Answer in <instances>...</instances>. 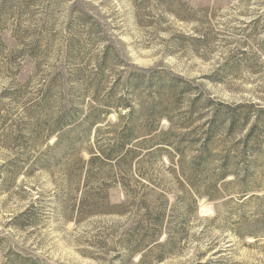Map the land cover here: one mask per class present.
Here are the masks:
<instances>
[{"label":"rangeland","instance_id":"obj_1","mask_svg":"<svg viewBox=\"0 0 264 264\" xmlns=\"http://www.w3.org/2000/svg\"><path fill=\"white\" fill-rule=\"evenodd\" d=\"M129 74L152 83L136 89L147 103L175 86V141L204 138L212 122L215 189L198 197L181 188L165 157L141 153L123 176L96 162V183L123 214L75 224L67 170L78 173L93 139L74 132L49 151L46 123L64 113L81 123L112 89L128 96L119 82ZM121 177L137 200L158 203L169 189L165 219L180 227L173 252L144 264H264V0H0V264H138L116 259L145 214Z\"/></svg>","mask_w":264,"mask_h":264},{"label":"trees","instance_id":"obj_2","mask_svg":"<svg viewBox=\"0 0 264 264\" xmlns=\"http://www.w3.org/2000/svg\"><path fill=\"white\" fill-rule=\"evenodd\" d=\"M107 63L106 52L100 61L99 69L106 66ZM145 78V75L129 74L122 83L119 82V86L124 88L128 96L124 94L115 99L112 89L109 98L104 101L101 109L89 112L79 124L71 121L72 117L68 113H64L51 124L46 123L45 142L47 144L54 140L52 145L48 146L49 151L58 150L74 132H81V135L86 137L92 136L93 139V150L88 151L89 159L87 161L80 159L79 162L82 167L77 169L78 173L73 175L67 170L69 177L67 185L70 188L74 186L78 191V203L75 205L76 217L73 219L75 224L89 217L120 216L123 214L122 211H117L116 207L109 205L107 186L100 181L96 183L97 175L93 174L92 169L96 162L117 167L116 176L117 174L123 176L131 172L133 159L141 153H144V157H165L171 166L176 167V169L170 170L171 176L181 188L187 187L198 197L208 196L209 190L215 189L216 181L211 183L213 182L212 179L208 181V176H206L207 169L210 168L214 157L209 147L210 135L213 133L212 122L209 123L204 138L187 141V138H191V132H187L184 135L185 139L175 141V123L169 117V112L176 104V94L173 92L175 86L170 87L166 101L159 94L157 102L147 103L140 94L136 93V89L139 87L145 86L147 89L153 87L152 83L146 82ZM180 81V79L175 78L172 80V84L178 85ZM158 89L161 88L158 87ZM208 104L206 103L205 107ZM110 113L117 116L114 123L106 122ZM163 119L168 122L166 129L161 127ZM235 124L236 121L231 120L229 129ZM103 138L108 141L104 148L100 146ZM67 146L69 148L71 144L69 143ZM193 149H196V153L189 157ZM225 165L226 162H222L220 169H227ZM109 172L111 173V171ZM110 173L105 172V176L113 178ZM197 176H199V181H196ZM226 177L225 174H222L220 180H225ZM207 183H209L207 187H203ZM95 184L98 186L94 189L91 188ZM121 184L120 187L127 200L136 201V205L142 207L145 214L132 234L126 235L121 241L123 253L118 252L116 259L125 262L138 257V264L162 262L165 254L173 252L179 236L181 237L180 227L172 226L165 219L168 201L164 194L170 190L166 187H160L163 188L161 189L162 194L157 195L159 201L156 203V200L153 202L147 198L137 200L139 194L131 190L122 177ZM163 236L165 239L161 241Z\"/></svg>","mask_w":264,"mask_h":264}]
</instances>
